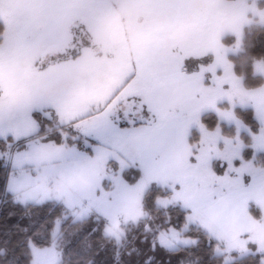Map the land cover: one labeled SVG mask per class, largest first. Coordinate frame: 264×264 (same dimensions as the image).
Listing matches in <instances>:
<instances>
[{
    "label": "snow or ice",
    "instance_id": "6c2138e0",
    "mask_svg": "<svg viewBox=\"0 0 264 264\" xmlns=\"http://www.w3.org/2000/svg\"><path fill=\"white\" fill-rule=\"evenodd\" d=\"M0 203V264H264V0H0Z\"/></svg>",
    "mask_w": 264,
    "mask_h": 264
},
{
    "label": "trees",
    "instance_id": "16d2710c",
    "mask_svg": "<svg viewBox=\"0 0 264 264\" xmlns=\"http://www.w3.org/2000/svg\"><path fill=\"white\" fill-rule=\"evenodd\" d=\"M27 213V214H26ZM47 215L46 208H33L26 210L19 205H13L11 203H0V229L11 227L12 225L19 224L21 227L28 226L33 221L42 222ZM78 241H74V244ZM96 241L93 240L95 245ZM183 258L182 254H179L176 259Z\"/></svg>",
    "mask_w": 264,
    "mask_h": 264
}]
</instances>
